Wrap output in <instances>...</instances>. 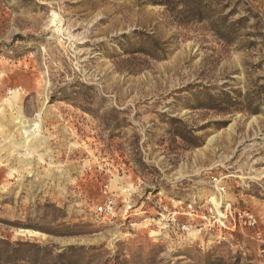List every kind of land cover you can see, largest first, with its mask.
Returning <instances> with one entry per match:
<instances>
[{"label":"rangeland","instance_id":"obj_1","mask_svg":"<svg viewBox=\"0 0 264 264\" xmlns=\"http://www.w3.org/2000/svg\"><path fill=\"white\" fill-rule=\"evenodd\" d=\"M0 124V264H264V0H0Z\"/></svg>","mask_w":264,"mask_h":264},{"label":"bare ground","instance_id":"obj_2","mask_svg":"<svg viewBox=\"0 0 264 264\" xmlns=\"http://www.w3.org/2000/svg\"><path fill=\"white\" fill-rule=\"evenodd\" d=\"M13 97L16 98L18 96V92L14 91L12 92ZM10 103V107L13 108V110H15V112L13 111L10 114V118L8 119V122H11L12 124L17 126V131H20L21 135H32V132H30V125H29V120L23 115L21 108L19 107H15L14 104L12 103V101L9 102ZM4 112V111H3ZM6 127L2 124H0V138H2L3 135H6ZM8 139H4L2 141H0V148H2L4 143H11L13 142L12 140H14V135L13 134H9L8 135ZM13 152L18 151L20 148V144H14L13 145ZM32 153H25V154H20V157L27 160L30 159V156ZM19 157V158H20ZM24 162V161H23ZM32 234H37L38 232H31Z\"/></svg>","mask_w":264,"mask_h":264},{"label":"built area","instance_id":"obj_3","mask_svg":"<svg viewBox=\"0 0 264 264\" xmlns=\"http://www.w3.org/2000/svg\"><path fill=\"white\" fill-rule=\"evenodd\" d=\"M103 195L105 196L104 203L98 207L97 213L103 217H108L113 214L114 202L112 198L109 196L108 187L105 186L102 190Z\"/></svg>","mask_w":264,"mask_h":264}]
</instances>
